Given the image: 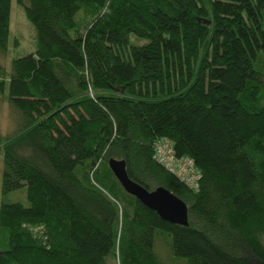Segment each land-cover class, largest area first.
Returning a JSON list of instances; mask_svg holds the SVG:
<instances>
[{"label":"trees","instance_id":"trees-1","mask_svg":"<svg viewBox=\"0 0 264 264\" xmlns=\"http://www.w3.org/2000/svg\"><path fill=\"white\" fill-rule=\"evenodd\" d=\"M16 3L34 49L0 78L17 119L1 193L28 204L0 203V264H163L162 247L182 264H264V0ZM160 139L197 189L153 159ZM109 158L182 200L187 225L127 194Z\"/></svg>","mask_w":264,"mask_h":264},{"label":"rangeland","instance_id":"rangeland-1","mask_svg":"<svg viewBox=\"0 0 264 264\" xmlns=\"http://www.w3.org/2000/svg\"><path fill=\"white\" fill-rule=\"evenodd\" d=\"M34 49V30L32 25L26 20L22 7L16 0H10L9 7V26L7 44L4 52H0V78H5L10 69L12 59L23 56ZM5 74V75H2ZM10 104L5 99L4 92L0 93V136H8L16 129L15 112L12 111ZM1 173L2 156L0 154V203L18 202L27 206L24 188H18L7 193H1ZM155 246V244H154ZM154 248V247H153ZM159 257L163 264H182L173 257L167 255L165 248H161Z\"/></svg>","mask_w":264,"mask_h":264},{"label":"water","instance_id":"water-1","mask_svg":"<svg viewBox=\"0 0 264 264\" xmlns=\"http://www.w3.org/2000/svg\"><path fill=\"white\" fill-rule=\"evenodd\" d=\"M107 166L122 189L142 205L154 211L161 220L182 226L187 225L186 205L170 191L163 187L147 190L132 181L126 174L123 159L109 158Z\"/></svg>","mask_w":264,"mask_h":264},{"label":"built area","instance_id":"built-area-1","mask_svg":"<svg viewBox=\"0 0 264 264\" xmlns=\"http://www.w3.org/2000/svg\"><path fill=\"white\" fill-rule=\"evenodd\" d=\"M153 159L167 169L189 188L198 187V169L188 157H176L171 143L166 139L157 140L153 146Z\"/></svg>","mask_w":264,"mask_h":264}]
</instances>
